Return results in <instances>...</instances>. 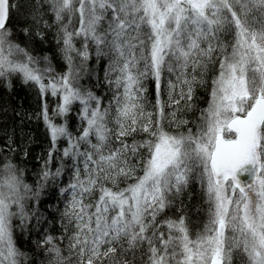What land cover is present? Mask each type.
<instances>
[{"label": "snow or ice", "instance_id": "1", "mask_svg": "<svg viewBox=\"0 0 264 264\" xmlns=\"http://www.w3.org/2000/svg\"><path fill=\"white\" fill-rule=\"evenodd\" d=\"M16 82L48 148L4 133L0 264H264V0H0Z\"/></svg>", "mask_w": 264, "mask_h": 264}, {"label": "trees", "instance_id": "2", "mask_svg": "<svg viewBox=\"0 0 264 264\" xmlns=\"http://www.w3.org/2000/svg\"><path fill=\"white\" fill-rule=\"evenodd\" d=\"M47 48L48 46L45 45V50ZM149 92L151 94V87ZM150 98L153 97L150 96ZM201 100H203L202 95ZM52 106L54 105L50 103V107ZM199 106L206 105L201 104ZM4 107L7 108V112L2 110ZM38 107L32 88L16 82L12 91L9 92L3 84H0V146L5 142L4 133L15 130L17 149L20 152L24 150L28 152L25 162L30 169L40 165L48 148L44 125L33 115Z\"/></svg>", "mask_w": 264, "mask_h": 264}]
</instances>
